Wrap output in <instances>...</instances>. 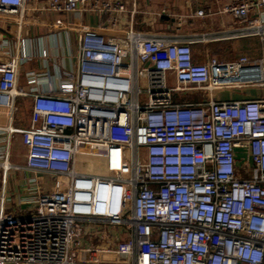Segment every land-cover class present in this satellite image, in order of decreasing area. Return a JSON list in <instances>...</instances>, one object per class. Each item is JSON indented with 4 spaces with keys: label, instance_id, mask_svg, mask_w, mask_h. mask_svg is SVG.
Instances as JSON below:
<instances>
[{
    "label": "built area",
    "instance_id": "1",
    "mask_svg": "<svg viewBox=\"0 0 264 264\" xmlns=\"http://www.w3.org/2000/svg\"><path fill=\"white\" fill-rule=\"evenodd\" d=\"M129 1L0 0V31L19 45L0 64V108L14 116L18 97L33 100L28 128L0 127V264H264V0H231L222 13L235 24L207 34L182 31L202 9L135 31L128 16L146 14ZM30 11L98 26L52 71L27 73L22 90ZM246 38L258 57L202 62L193 49ZM16 137L23 166L11 161ZM20 170L52 188H27L31 204L13 210Z\"/></svg>",
    "mask_w": 264,
    "mask_h": 264
},
{
    "label": "crops",
    "instance_id": "2",
    "mask_svg": "<svg viewBox=\"0 0 264 264\" xmlns=\"http://www.w3.org/2000/svg\"><path fill=\"white\" fill-rule=\"evenodd\" d=\"M231 0H133L129 1V7L139 8L146 15H138L139 25L142 32L162 31L167 28V25L176 26L179 23V18L186 17L197 10H205L208 13L206 18H192L187 19V26L183 28L185 33L207 34L215 33L233 26L231 16L223 14L222 10ZM37 7L34 1H30L29 8ZM167 8L171 14L176 17L158 20L151 14ZM30 16L26 17L23 27V37L28 39L29 49L33 55L32 60L22 65L19 70L18 88L28 90L26 75L34 71L40 73L44 71V65L52 71L54 66L58 64L59 60L66 61L68 51H72V38L69 33V28L76 24L78 26V34L76 40L78 43V36L81 30L88 28H96L98 26L95 17H85L82 21L76 15H59L49 12L37 13L30 11ZM142 18V19H141ZM13 19V18H12ZM144 19V20H143ZM142 20V21H141ZM152 24V26H150ZM173 30V29H172ZM184 33V32H183ZM246 41L248 39L239 40H221L209 44H197L193 46L199 61H205L203 52L199 50L198 46H209L219 49H228L236 41ZM8 44V46H7ZM246 47L245 45H243ZM40 49H46L49 53L47 60H44L40 55ZM211 50V52L214 51ZM19 51V45L15 38L4 34L0 31V64L11 60L13 55ZM212 55V54H211ZM64 61L62 63H64ZM254 94V93H252ZM18 111L14 116L9 114L6 109L0 108V127L11 126L13 128L25 129L30 126L33 100L31 97H18L16 100ZM12 158L14 164L25 165L27 151L23 147L19 137H16L12 143ZM9 183V195L12 197L14 204L11 206L15 208H26L31 203L24 200L21 196L29 195L35 196L38 191L48 192L51 190V184L47 183L43 178H34L26 171L12 172ZM17 183V184H16ZM26 185V186H25ZM30 190L26 193V189ZM122 260V259H121Z\"/></svg>",
    "mask_w": 264,
    "mask_h": 264
},
{
    "label": "rangeland",
    "instance_id": "3",
    "mask_svg": "<svg viewBox=\"0 0 264 264\" xmlns=\"http://www.w3.org/2000/svg\"><path fill=\"white\" fill-rule=\"evenodd\" d=\"M30 16V13L27 12V17ZM142 19V18H141ZM144 20V19H143ZM128 22H133L132 28L135 31L141 30L140 25H139V20L138 17H135L133 20L130 18V16H128L127 18ZM142 21V20H141ZM74 27H70L69 28V33L71 35L72 38V51H73V55L76 54L77 51V40H76V35L78 34V26H76V24L73 25ZM124 30H128L130 29V25H125ZM185 33V30H182ZM248 40L246 41H236L234 42V44L232 45L233 47H229L228 49H219L214 47H209V46H198L199 50L201 52H203V56L205 57V60L207 59V57H217L221 60H233L241 55H248L249 57H258L260 54V46H259V41L256 38H246ZM243 45H245L246 47H244ZM213 52L210 53L211 50H213ZM212 54V55H211ZM75 59V56H74ZM251 93H254V90H251ZM239 95L235 94V98H239ZM146 95H144L142 97V100H145ZM12 172L10 173V177H12ZM107 190V188H106ZM108 230V228H104L102 227V231ZM115 231L118 230V228H114ZM96 239L93 243V245L96 247L97 245H103L105 243H107V239L106 236H103V239H101L98 236H95Z\"/></svg>",
    "mask_w": 264,
    "mask_h": 264
},
{
    "label": "water",
    "instance_id": "4",
    "mask_svg": "<svg viewBox=\"0 0 264 264\" xmlns=\"http://www.w3.org/2000/svg\"><path fill=\"white\" fill-rule=\"evenodd\" d=\"M163 19H167V17H164Z\"/></svg>",
    "mask_w": 264,
    "mask_h": 264
}]
</instances>
